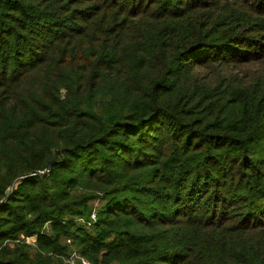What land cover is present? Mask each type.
I'll return each instance as SVG.
<instances>
[{
	"label": "trees",
	"instance_id": "16d2710c",
	"mask_svg": "<svg viewBox=\"0 0 264 264\" xmlns=\"http://www.w3.org/2000/svg\"><path fill=\"white\" fill-rule=\"evenodd\" d=\"M82 258L264 264V0H0V264Z\"/></svg>",
	"mask_w": 264,
	"mask_h": 264
},
{
	"label": "built area",
	"instance_id": "2783aa9c",
	"mask_svg": "<svg viewBox=\"0 0 264 264\" xmlns=\"http://www.w3.org/2000/svg\"><path fill=\"white\" fill-rule=\"evenodd\" d=\"M47 171H49V168H46L45 170H40L39 172L42 174ZM25 240L29 243H32L36 240V237L35 236L25 237Z\"/></svg>",
	"mask_w": 264,
	"mask_h": 264
},
{
	"label": "rangeland",
	"instance_id": "374dc122",
	"mask_svg": "<svg viewBox=\"0 0 264 264\" xmlns=\"http://www.w3.org/2000/svg\"><path fill=\"white\" fill-rule=\"evenodd\" d=\"M95 216H96V213L94 212V213H93V217H95ZM72 257L75 258V257H78V255H76V253H73V254H72ZM82 262H83L84 264H89V262H88L87 260H85L84 258H82Z\"/></svg>",
	"mask_w": 264,
	"mask_h": 264
}]
</instances>
